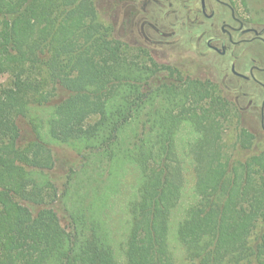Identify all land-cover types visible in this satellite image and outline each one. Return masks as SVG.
Segmentation results:
<instances>
[{
    "label": "trees",
    "instance_id": "16d2710c",
    "mask_svg": "<svg viewBox=\"0 0 264 264\" xmlns=\"http://www.w3.org/2000/svg\"><path fill=\"white\" fill-rule=\"evenodd\" d=\"M1 73L11 84L0 88V264H120L90 196L63 208L74 175L62 191L42 177L55 153L37 125L24 138L30 105L54 107L50 135L84 149V167L94 154L114 161L122 129L142 121L126 153L140 182L124 264H175L168 238L185 182L175 141L184 122L199 134L190 146L199 200L177 231L188 259L264 264V150L250 152L255 135L242 127L226 145L224 120L237 109L211 81L124 42L93 0H0Z\"/></svg>",
    "mask_w": 264,
    "mask_h": 264
},
{
    "label": "rangeland",
    "instance_id": "374dc122",
    "mask_svg": "<svg viewBox=\"0 0 264 264\" xmlns=\"http://www.w3.org/2000/svg\"><path fill=\"white\" fill-rule=\"evenodd\" d=\"M93 1L99 20L106 26L113 27L117 37L132 45L136 41L144 44L142 20L138 24L136 22L139 18L136 20L133 31L134 25L132 21L134 19L131 15L124 13V3L117 9L113 8L114 0ZM233 1L249 18L264 21V0ZM160 2L162 7L160 10L162 29L171 31V17L166 11V3L164 0H160ZM116 9L117 11H115ZM113 11H115V15H113ZM146 29V31L150 30L149 28ZM176 38V36L161 37L158 35L154 37V41L162 40L163 44L148 43L145 45H147V49L156 51V53L154 51L152 53L158 60L173 64L192 77L200 79L209 78V81H211L217 92L222 91L226 96L227 93L230 94L233 89L231 87L233 77L230 76L224 82L225 86L222 88L219 84L221 81L220 77L214 78L216 65L200 61L192 51H188L187 45L183 42L178 46L171 44V42L175 43ZM224 63L223 65H226L225 61ZM247 65L249 64L243 61L241 65L243 67L240 69L247 71ZM10 77L6 73L0 74V88L11 84ZM242 89L248 93V96L243 97L242 90L239 93V97L236 95L238 105L235 104V106L237 113L224 120L223 141L228 147L232 148L236 144L237 129L239 127L247 128L249 131L255 133L253 147L250 152H261L264 150V131L260 127L257 115L251 112V106L248 104L254 88L251 84H247ZM242 106L245 107L243 108V112L241 111ZM149 110H151V107H149ZM53 114L54 107L52 106L30 105L28 116L19 121L25 139L33 137V131L35 132L34 126L37 125L36 127L39 129L41 138L53 147L56 160L55 167L42 177L52 181L58 190L62 191L66 188L69 177L74 175L73 181H76V185L71 187V191L75 196H67L64 201L61 200L63 208L65 206L69 208L78 206L76 202L78 197L76 195H79V193L90 196L85 203H95L97 215L104 223L110 235L116 259L120 264H124L126 261L125 251L131 220L129 203L137 197V189L140 182V172L134 161L126 153H128L131 143L136 137L141 136L144 132L142 121L134 120L122 129L119 141L120 145L118 147V151L121 154L114 161L107 164L101 163L100 155L94 154L89 163H87V166L84 167L82 166L84 164L82 157L84 149L78 148V145L58 142L51 137L49 133V119ZM95 119L96 117H93L91 120ZM198 136L199 134L190 122L182 123L175 136L178 155L184 163L185 174L182 197L174 208L170 219L168 246L175 264H191V261L188 259V251L180 242L177 231L187 209L196 205L199 200V195L195 191L196 172L190 153V146L196 141ZM238 155L246 157L245 153H239ZM60 211L63 213L62 208H60Z\"/></svg>",
    "mask_w": 264,
    "mask_h": 264
},
{
    "label": "flooded vegetation",
    "instance_id": "af4514ba",
    "mask_svg": "<svg viewBox=\"0 0 264 264\" xmlns=\"http://www.w3.org/2000/svg\"><path fill=\"white\" fill-rule=\"evenodd\" d=\"M164 2L171 17V31L162 29L160 0H114L113 8L119 9L124 3V13L134 19L133 31L135 24L142 20L144 29L142 36L145 41L144 44L136 41L137 46L148 48L145 44H163L162 40L154 41V37L158 35L176 36L175 43L171 44L178 46L183 42L187 45L188 51H192L200 61L216 65L214 78L220 77L219 84L222 88L225 86L224 82L230 76L233 77L231 85L233 89L227 96L234 104L238 105L236 95L239 97L241 90L243 97L248 96L242 88L251 84L254 92L248 104L251 106V112L257 115L260 127L264 131V21L249 18L233 0H164ZM146 28L150 30L146 31ZM224 61L226 65H223ZM243 61L249 64L246 66L247 71L240 69L243 67L241 66ZM243 108L245 107L242 106V112Z\"/></svg>",
    "mask_w": 264,
    "mask_h": 264
}]
</instances>
